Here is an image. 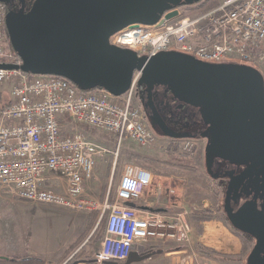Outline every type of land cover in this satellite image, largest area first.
Masks as SVG:
<instances>
[{"label": "built area", "instance_id": "1", "mask_svg": "<svg viewBox=\"0 0 264 264\" xmlns=\"http://www.w3.org/2000/svg\"><path fill=\"white\" fill-rule=\"evenodd\" d=\"M7 11L0 2V62L21 64L9 47ZM165 15L155 24L126 26L110 37V43L139 56L176 50L212 64L237 63L258 70L264 65V0H221L194 16L180 11L168 20ZM140 75L136 71L130 88L114 96L102 88L82 91L58 76L0 69V96L8 98V105L0 109V190L33 203L96 211L99 221L106 217L101 248L86 264L122 263L140 243L192 246L191 211L155 207L147 195L155 175L147 168L126 165L113 200L109 195L103 202L86 197V183L94 179L98 160L109 151L75 128L64 132L70 121L116 135L119 143L130 139L141 147L154 145L157 137L142 106L135 103ZM169 147L189 154L195 150L191 139H172ZM50 176L64 179L65 189H49Z\"/></svg>", "mask_w": 264, "mask_h": 264}, {"label": "water", "instance_id": "2", "mask_svg": "<svg viewBox=\"0 0 264 264\" xmlns=\"http://www.w3.org/2000/svg\"><path fill=\"white\" fill-rule=\"evenodd\" d=\"M17 1L21 11L11 10L8 4ZM26 1L0 0L8 7V36L22 62H0V69L58 76L71 80L82 91L99 86L114 96L123 95L139 71L145 116L151 115L168 138L206 139L209 175L216 158L237 164L254 159L251 166H264V78L258 69L237 63H207L176 50L139 56L132 49L110 43L113 34L130 24H155L165 13V18L172 20L180 15L179 9H164L166 0H35L26 10ZM162 87L182 106L197 108L199 114L192 124L204 123L205 128L179 132L170 127L155 101V89ZM7 105L2 103L1 109ZM231 189L226 193L225 216L236 231L255 240L246 264H264V213L250 201L235 212ZM135 255L131 252L124 264H132Z\"/></svg>", "mask_w": 264, "mask_h": 264}, {"label": "crops", "instance_id": "3", "mask_svg": "<svg viewBox=\"0 0 264 264\" xmlns=\"http://www.w3.org/2000/svg\"><path fill=\"white\" fill-rule=\"evenodd\" d=\"M100 163L98 161L97 164ZM49 178V189H65L67 183L64 179ZM150 195V200L158 201L154 203H159L158 206L162 208L174 209L180 205L179 198L175 203L163 200L162 197L170 195L163 188ZM193 218L198 225L190 223L193 230L191 247L176 243L166 247L140 243L132 250L136 254L132 264H246L232 260L243 254L247 243L242 242L229 223L223 218L202 220L199 215ZM98 223L96 211H74L33 203L11 197L0 190V259L28 260L33 257L43 260L45 264H66L70 260L78 264L93 262L106 233L105 224L103 234H95ZM200 246L217 250L231 260L220 261L206 256L199 252ZM148 254L150 256L147 258H141Z\"/></svg>", "mask_w": 264, "mask_h": 264}, {"label": "rangeland", "instance_id": "4", "mask_svg": "<svg viewBox=\"0 0 264 264\" xmlns=\"http://www.w3.org/2000/svg\"><path fill=\"white\" fill-rule=\"evenodd\" d=\"M8 7L11 10L15 9L14 3H9ZM198 8L199 6H190L182 9L181 12L184 16H190L196 13L197 10H199ZM259 72L264 78V65L259 69ZM5 90L9 91V86H5ZM139 92L140 89L137 91L135 103L142 106ZM187 117L192 122L186 123L187 125L189 124V126L181 124L184 132H195L205 128L204 123L192 124L195 121L193 116L189 115ZM145 121L149 129L157 137L156 143L149 147H141L130 139H124L119 143L116 135L109 134L103 130L92 129L85 124H76L70 121L65 124V133H69L72 128H75L109 151L103 158L98 160L101 163L99 165L97 164L94 179L86 183V197L103 202L105 200V195H109L110 200H112L115 196L125 166L133 164L147 168L156 175L153 185L147 191V195L151 197L150 194L152 192H159V190L163 188L170 194L167 198L162 197L163 200L175 203L176 199L179 198V200H181L179 207H186L191 211L189 221L192 225H198L193 216L207 214L211 219L223 218L221 192L208 175L205 165V152L208 141L201 138L191 139L194 140V153H185L180 149L169 147L172 138L166 137L161 132L151 115L146 114ZM172 126L178 130V124L173 123ZM114 162L115 167L112 168ZM154 202L158 201L155 200ZM158 204L156 203L155 207L158 206ZM205 205L207 208L205 207L199 212H192L194 207L202 208ZM100 222L101 221H99L97 228L100 226L99 230L101 229L103 231L106 220L102 223ZM234 231L238 234L242 242L247 243V245L243 250V254L239 257H233L232 260L234 262L243 261L246 263L247 257L252 250V240L245 234L235 229ZM228 259L231 260L230 257Z\"/></svg>", "mask_w": 264, "mask_h": 264}, {"label": "flooded vegetation", "instance_id": "5", "mask_svg": "<svg viewBox=\"0 0 264 264\" xmlns=\"http://www.w3.org/2000/svg\"><path fill=\"white\" fill-rule=\"evenodd\" d=\"M208 0H194L192 4H188L186 0H166L163 2L164 9H182L190 6H200ZM35 2V0L26 1V10ZM15 11H21V4L19 1L14 2ZM8 10V7H7ZM8 12V11H7ZM141 91H144L141 88ZM155 101L159 108V113L163 116L164 121L173 127L178 124V131L181 132L183 128L181 124L189 123L191 120L187 116L193 118L199 114L198 109L184 105L174 99L170 92H166V88L155 89ZM163 102V105L161 104ZM181 107V108H180ZM192 122V121H191ZM253 160H246L242 164H237L230 160L216 158L213 167V173L210 176L211 180L216 184L221 192L222 209L225 214V198L227 190L231 189V207L236 212L247 201L256 204L257 208L264 213V166H251ZM263 165V164H262ZM250 240L252 237L250 236ZM252 249L255 246V240L252 239Z\"/></svg>", "mask_w": 264, "mask_h": 264}, {"label": "trees", "instance_id": "6", "mask_svg": "<svg viewBox=\"0 0 264 264\" xmlns=\"http://www.w3.org/2000/svg\"><path fill=\"white\" fill-rule=\"evenodd\" d=\"M220 4V0H208V1H205L204 3H202L200 6H199V10H197L196 13H193L191 14L190 16H194V15H197V14H201V13H204V12H207L215 7H217L218 5ZM9 37V36H8ZM9 40V47L13 50V47H12V44H11V41H10V38H8ZM14 51V50H13ZM17 58L19 59V56L16 54ZM71 84H73L74 86L77 87V85L72 82L71 80L67 79ZM99 86H97L96 88H98ZM138 91H139V86H138ZM8 98H6L4 100V98L2 96H0V109L2 107V103H5L7 104L8 103ZM113 200V198H112ZM200 219L202 220H211V217L208 216L207 214H202L199 216ZM223 218L225 221L228 222L225 214L223 215ZM106 220V217H104L100 223H102L103 221ZM229 223V222H228ZM106 224V223H105ZM100 226L97 228L95 234L97 233V235H102L103 234V231L100 229ZM239 233V232H238ZM199 252L205 254L206 256H209L211 258H214L216 260H220V261H227L229 260L228 258H226L222 253L218 252L217 250H214V249H207L203 246H200L199 247ZM15 263H20V264H45L43 260L41 259H37V258H29L28 260H21V259H18V260H11V259H0V264H15ZM75 262L71 260L66 263V264H74ZM124 262H122L121 264H124Z\"/></svg>", "mask_w": 264, "mask_h": 264}]
</instances>
